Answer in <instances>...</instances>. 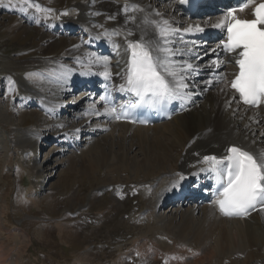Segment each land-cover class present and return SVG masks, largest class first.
<instances>
[{"label": "bare ground", "instance_id": "obj_1", "mask_svg": "<svg viewBox=\"0 0 264 264\" xmlns=\"http://www.w3.org/2000/svg\"><path fill=\"white\" fill-rule=\"evenodd\" d=\"M162 4H165L162 10L156 8ZM83 7L78 19L53 21L47 24L51 31L54 24L62 22L57 29L62 28L63 31L68 26V32L73 34L74 39L54 38L48 45L47 51L66 48L69 50L72 62L55 58L50 64L55 71V76H49L50 79L45 76V79L38 83H31L27 79L25 80L30 83H21L24 92L29 94V99L45 107L51 117L57 116L60 111L64 116L67 113V121L75 122L73 127L61 131H59L60 124L65 122L62 117L60 122L53 123L52 129L55 134L52 135L58 136L55 138L56 141L68 145L67 148L62 147V151H69L70 143L76 144L70 142L75 136H80L81 140L85 139V141L90 139L88 145L81 147L79 152L70 154L65 162L71 167L84 162V168L91 170L100 166H109L113 176L111 181L129 172L130 169L134 175H137L141 168L146 170L143 177L147 183L145 187L142 186L143 189H140L143 193V198H140L149 207L150 212L146 213L145 220L142 219L148 222V229L143 230L141 242L133 241L136 242L134 251L142 255L140 258L143 259V263L159 260L166 264H192L191 262L200 261L202 255L203 260L208 258L213 261L212 257L234 259L231 262L234 264L239 256L236 252L240 251L243 258L238 264H264V211L260 209L244 220L223 218L212 204L199 205L193 201L183 202L180 207L171 206L166 216L158 215L160 213L156 214L155 211L157 207L159 211L169 194L174 195L175 190L182 189L191 174H204L203 166H208L210 163L204 162L205 156L222 159L228 155L227 149L233 146L248 150L257 156L264 153V124L261 108L252 110L242 106L224 82H216L208 77L197 82L200 87V97L204 99L203 104L191 102L189 108L183 113L176 114L169 121L151 127H138L114 121L109 111H105L106 108L100 105L99 100L92 97L96 91L94 86L83 99L86 100L85 106L81 105L80 108L81 110L84 107L83 112L77 113L78 106H71L73 105L71 102H67L68 109L65 108L66 103L62 101L66 95L75 91L82 80L96 84L97 88L110 93L121 90V86L127 88L125 82L131 55L128 43L138 41L143 36L145 41H152V46L155 47L154 42L159 37L153 22L167 20L173 28H179V31L170 37L174 43L166 46L174 51L179 50L178 54L170 56L169 59L180 62L177 67L184 68L188 56L200 51L197 46H193V43L197 35L202 33L200 31L185 32L184 29L189 26L183 23L187 21V25L192 24L190 26L193 29L196 26L204 29L218 23L223 15L213 18L203 17L198 24L189 22L185 17L182 21L183 18L173 15L179 12L175 0H152V2L151 0H91L88 6ZM125 8L128 9L127 12ZM169 12L173 14L165 18L164 16ZM129 17L135 19L131 20ZM177 24L182 26L177 27ZM78 32L79 37L75 34ZM129 32L132 35H128ZM216 50V43L208 41L201 52L203 56H214ZM153 55L163 56V53L154 51ZM225 67L229 69L228 63H224L222 69ZM105 70L110 73L108 78L101 75ZM188 71L189 69L180 74L186 78ZM43 74L47 75L44 72ZM168 79L172 81L171 77ZM207 81H211V84L206 83ZM172 83L174 85V81ZM187 100L190 99L187 98ZM206 101L209 109L204 107L207 106ZM225 111L229 115H225ZM93 120L94 122H91ZM96 120H98L97 123H95ZM103 132H107L102 136L104 141L95 139ZM38 138L42 140L46 136L23 134L24 143L31 144L33 149V142ZM43 146H47V143ZM112 146L120 150L114 156L107 152V149ZM54 151L56 149H53V155L57 153ZM57 151L62 153L60 150ZM163 166L170 169L168 173H171V169L175 170L172 171L174 173L172 176L166 178L163 176L154 181L152 177L157 174V170L163 172L166 170H161ZM130 181L126 178L124 183L128 192ZM150 182L157 184V187ZM140 200L134 198V203L137 204ZM196 210L200 212L199 216ZM143 211L146 210L143 209ZM144 215L140 216L144 218ZM4 255L5 252L0 248V264H6ZM232 255L233 258L230 257Z\"/></svg>", "mask_w": 264, "mask_h": 264}, {"label": "rangeland", "instance_id": "obj_2", "mask_svg": "<svg viewBox=\"0 0 264 264\" xmlns=\"http://www.w3.org/2000/svg\"><path fill=\"white\" fill-rule=\"evenodd\" d=\"M90 1L0 0V248L5 252L6 264H146L140 258L142 255L134 251L135 243L141 242L143 230L148 229V222L144 220L150 211L140 192L147 183L143 177L146 170L141 168L134 175L130 169L111 181L113 176L109 166L91 170L84 168V162L74 167L65 162L70 154L88 145L89 138L85 141L81 137L79 149L71 147L69 151H62V145L50 142L39 150V158H35L39 154L33 153L23 140V134H54L53 123L60 122L61 117L65 122L60 124L59 131L75 125L66 120L67 114L51 117L45 107L32 102L29 94L24 92L21 74L24 72L31 83H38L45 76H55L50 65L55 58L72 62L68 49L47 51V48L54 38L72 40L74 36L53 32L47 24L55 19H78L83 6H88ZM163 7L165 4L156 6L159 10ZM169 14L173 12L164 17ZM173 15L177 17L178 13ZM186 22L183 23L185 26L192 25ZM81 93L66 95L62 99L65 108L68 109L69 102L78 101ZM203 102L202 98L197 104ZM206 105L204 107L209 109L208 102ZM77 106L76 112H82L81 106ZM226 114L229 115L227 111ZM106 133L95 139L104 141L102 136ZM53 149H56L55 155ZM108 149L111 156L120 151L114 146ZM162 169L166 170L155 169L154 181L172 176L175 171L171 169L168 173L170 169L166 166ZM124 178L131 180L129 192ZM134 198L141 200L135 204ZM143 209L146 211L142 212ZM167 211L162 208L158 215L166 216ZM139 214H145L144 218ZM196 214L199 216L200 212L196 210ZM236 253L239 256L234 264L243 258L240 251ZM200 257L202 263L198 260L191 263L231 264L234 260L212 257L211 261ZM147 264L166 262L158 260Z\"/></svg>", "mask_w": 264, "mask_h": 264}, {"label": "snow or ice", "instance_id": "obj_3", "mask_svg": "<svg viewBox=\"0 0 264 264\" xmlns=\"http://www.w3.org/2000/svg\"><path fill=\"white\" fill-rule=\"evenodd\" d=\"M254 3L255 0H247L238 9H229L213 27L226 28L227 37L223 42V48L228 53L236 54L235 64L238 71L230 81L231 89L238 94L243 104L259 107L264 104V0L255 3L252 10L253 18L243 19L236 14L237 11L244 12ZM125 11L127 12L128 9L125 8ZM129 19L135 18L129 17ZM153 24L159 37L154 42L155 47L152 46V41H145L143 36L138 41L128 43L131 55L128 61L127 88L121 86V90L139 97L137 103L146 99L150 103H158L182 98L181 90L186 88L187 84L184 82L185 76L180 73L193 67L191 64H186L184 68H178L177 64L180 62L169 59L170 56L178 54L179 50L174 51L166 45L174 43L170 37L179 29L173 28L167 20ZM203 30L199 26L195 29L191 26L184 29L185 32ZM128 35L132 33L129 32ZM154 51L163 53V56H154ZM213 63L219 67L222 61H213ZM101 75L108 78L110 73L105 70ZM168 77L172 78L174 86ZM206 83L211 84V81ZM105 111H114V109L106 108ZM227 153L228 155L222 159L215 156L203 158L204 162L211 163L218 180L223 181L222 190L216 201L220 212L226 216H246L249 210H255L257 205H260V210L264 211V153L257 156L236 146L228 148ZM225 162L226 180L225 169L217 167L225 165Z\"/></svg>", "mask_w": 264, "mask_h": 264}]
</instances>
